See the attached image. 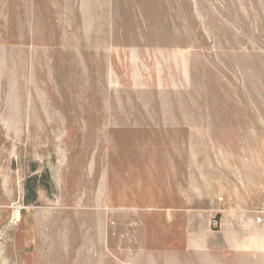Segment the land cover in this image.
Masks as SVG:
<instances>
[{"label": "rangeland", "instance_id": "1", "mask_svg": "<svg viewBox=\"0 0 264 264\" xmlns=\"http://www.w3.org/2000/svg\"><path fill=\"white\" fill-rule=\"evenodd\" d=\"M185 194L169 264H264V0H0V264H115Z\"/></svg>", "mask_w": 264, "mask_h": 264}, {"label": "crops", "instance_id": "2", "mask_svg": "<svg viewBox=\"0 0 264 264\" xmlns=\"http://www.w3.org/2000/svg\"><path fill=\"white\" fill-rule=\"evenodd\" d=\"M190 194H185L180 198H177L178 201L184 203L185 205L180 206H168L162 208V211L166 212L167 222H171V225L175 227H181L176 236V240L170 242L165 241L162 242L158 246L151 245L150 243L147 245L145 241L143 243H139L137 248L132 245L134 240V234L131 232V226H126L128 231H124L123 233L118 232L117 236L119 239H123V242L127 241L130 244L122 245L121 240H119L118 247L113 249V258L115 264H153V256L159 255L161 258L160 264H169V259H176L184 257L185 255L193 254L194 251L201 250H209V244L207 243V238L203 237V235L197 234V231L200 230L201 226L205 227L206 233L207 227L209 228L210 217L209 215H202L199 209H196L192 206H187L184 200H190ZM194 197L192 196V201ZM134 206H120L117 207V211L125 212L128 211L131 214V211L135 210ZM144 211H150L151 208H142ZM96 214L104 219L107 216V210L104 211L100 209L96 211ZM126 214V213H124ZM119 215V214H117ZM115 216V214H114ZM180 222L178 219H181ZM219 218V215H218ZM203 219V222L202 220ZM144 226L146 225L143 223ZM130 225V224H129ZM184 233V236H181ZM182 237V238H181ZM105 239V229L104 225L97 229V242H104ZM181 241L184 242L181 244ZM137 250V251H136ZM137 252V253H136ZM187 252V253H184ZM148 257V260L145 259Z\"/></svg>", "mask_w": 264, "mask_h": 264}, {"label": "bare ground", "instance_id": "3", "mask_svg": "<svg viewBox=\"0 0 264 264\" xmlns=\"http://www.w3.org/2000/svg\"><path fill=\"white\" fill-rule=\"evenodd\" d=\"M20 216H19V213H16V215H15V218L17 219V218H19Z\"/></svg>", "mask_w": 264, "mask_h": 264}, {"label": "trees", "instance_id": "4", "mask_svg": "<svg viewBox=\"0 0 264 264\" xmlns=\"http://www.w3.org/2000/svg\"><path fill=\"white\" fill-rule=\"evenodd\" d=\"M45 175L44 176H48L46 173H44ZM29 188V187H28ZM33 199H34V197H33Z\"/></svg>", "mask_w": 264, "mask_h": 264}]
</instances>
